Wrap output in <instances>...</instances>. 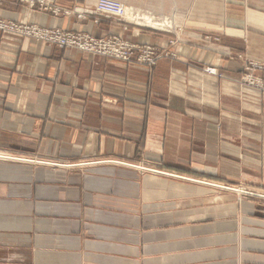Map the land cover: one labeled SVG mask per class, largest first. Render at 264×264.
Masks as SVG:
<instances>
[{
    "label": "crops",
    "instance_id": "obj_1",
    "mask_svg": "<svg viewBox=\"0 0 264 264\" xmlns=\"http://www.w3.org/2000/svg\"><path fill=\"white\" fill-rule=\"evenodd\" d=\"M117 1L182 20L123 30L0 1L174 55L147 68L0 32V264H264V216L220 190H264V92L237 83L264 64V0Z\"/></svg>",
    "mask_w": 264,
    "mask_h": 264
},
{
    "label": "built area",
    "instance_id": "obj_2",
    "mask_svg": "<svg viewBox=\"0 0 264 264\" xmlns=\"http://www.w3.org/2000/svg\"><path fill=\"white\" fill-rule=\"evenodd\" d=\"M1 1V0H0ZM26 5L28 8H37L56 17L59 15H74L76 19L83 20L90 15H99L112 18L120 23L123 30L130 26L150 28L157 31H172L166 23L161 26H149L141 24L139 10L127 6L117 0H75L79 4L64 7L58 4L59 0H12ZM128 7L130 9H128ZM133 8L134 10H132ZM130 16L129 14H132ZM128 15V16H127ZM166 18V17H164ZM170 20V19H169ZM0 32L15 36H21L36 42L57 46L62 49H74L87 54L102 56L107 59L120 61L134 66L151 68L161 58H174L169 50H160L152 45L133 43L119 35L96 37L81 31H70L62 28H48L34 23H18L0 17ZM174 41H169L173 43ZM230 54V53H228ZM238 58H245L238 55ZM263 71L262 75H256V71ZM203 71L217 75L214 68H204ZM239 87L252 88L264 92V64L246 60L244 72L237 80Z\"/></svg>",
    "mask_w": 264,
    "mask_h": 264
},
{
    "label": "rangeland",
    "instance_id": "obj_3",
    "mask_svg": "<svg viewBox=\"0 0 264 264\" xmlns=\"http://www.w3.org/2000/svg\"><path fill=\"white\" fill-rule=\"evenodd\" d=\"M155 16V15H154ZM159 18H169L172 19L173 26H178L179 21L182 19H178L174 13L164 16H158ZM172 26V27H173ZM230 188V190H228ZM232 189V190H231ZM233 189H241L243 192L234 191ZM223 192H231L236 195L239 203L241 201H245L250 207L251 213L260 214L264 216V190L258 189H244L238 187H222L220 189ZM260 207V208H259Z\"/></svg>",
    "mask_w": 264,
    "mask_h": 264
},
{
    "label": "bare ground",
    "instance_id": "obj_4",
    "mask_svg": "<svg viewBox=\"0 0 264 264\" xmlns=\"http://www.w3.org/2000/svg\"><path fill=\"white\" fill-rule=\"evenodd\" d=\"M129 9V8H128ZM133 14H134V12H132V14H129L130 16H133ZM140 15V17H141V20L139 21L141 24H144V25H149V26H161V25H164L165 23L167 24V25H169L170 27H172L173 26V24H172V21L171 20H169V18H160V19H158L157 17V19H151V17L149 18V16L148 17H146L145 15H141V14H139L138 13V16ZM128 16V15H127ZM151 16V15H150ZM153 16V15H152ZM154 17V16H153ZM235 190H237V191H241V192H243L241 189H235Z\"/></svg>",
    "mask_w": 264,
    "mask_h": 264
}]
</instances>
